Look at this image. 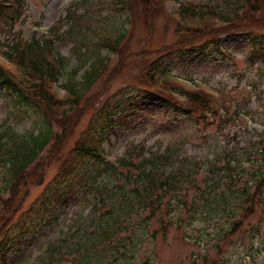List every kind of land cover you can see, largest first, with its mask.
I'll return each mask as SVG.
<instances>
[{
  "label": "rangeland",
  "instance_id": "374dc122",
  "mask_svg": "<svg viewBox=\"0 0 264 264\" xmlns=\"http://www.w3.org/2000/svg\"><path fill=\"white\" fill-rule=\"evenodd\" d=\"M124 1L125 5H121V0H26L24 16L18 23L8 27L0 22V55L4 48L10 51V47L17 44L24 47L35 39L41 42L54 40V56L67 59L60 71V78L58 76L60 86L71 80L79 81L88 69V66L80 69L76 79H72V74L82 62H78L74 56L73 40L62 39L52 30L55 26L66 30L71 19L65 17L70 12L79 23V39H87L88 50H96L101 57H109L110 60L107 70L80 102L81 113L72 122L61 151L55 154L48 145L19 182L13 207L18 209L17 212L12 213L13 209L5 208L3 201L9 198L11 191L1 186L0 230L3 233L15 231L22 214L42 196L49 182L58 174L61 163L82 134L87 132L89 123L97 117L98 111L105 104L113 103L126 94V98L137 96L143 101L124 112L120 123L107 132L100 146L103 156L110 163H117L126 156L128 150H132L133 160L139 161L152 154H164L170 149L173 155L167 165V172L179 167H196L197 172L191 180L182 183L177 194L164 199L171 211L156 212L150 218L147 208L132 216L131 227L143 237L133 247L136 250L134 257L117 261L116 258L113 260L115 256H111L108 261H112L111 264H264V207L244 220L242 226L233 232V224L243 219L241 200L225 206L217 199V193L224 189H241L249 182L253 184L251 190H256L253 172L262 165L264 157L253 156L251 162L240 163L241 167H237L233 173L225 172L228 163H234L233 151L239 152L244 145L258 143L256 140L259 136L264 138V64L258 65L257 62L252 67L243 53L236 51L248 44V39L264 35V24L257 23L252 29H245L243 24L238 23L232 30L235 31L234 36L241 38L219 35L224 47L229 46L230 53L236 52L232 59L223 57L213 49L204 57L175 63L179 55L170 57L168 54L173 49L217 38L206 34H184L177 29L176 10L181 5H202L204 1L164 0L165 12L155 4L152 9L142 10L137 0ZM207 1L220 12L228 7L225 0ZM147 16L151 18L148 20ZM255 16L264 20V6ZM86 25L91 28L84 31ZM120 34H125V39L121 41L119 52L113 53L102 45L106 38L116 39ZM158 59L157 65L154 64ZM167 63L169 81L192 87L188 81L190 79L210 92L220 89L227 99L226 104H212L211 111L203 112L208 115L207 120H204L199 106L192 107L196 110L187 114L170 101L145 100L143 97L146 94L142 91H147L149 84L138 85L136 78L143 72L152 76L159 70L158 65ZM56 90L60 92L59 87ZM5 95L0 91V132L12 130L21 137L35 136L40 129H44L43 124L47 120L43 112L36 109L39 114L33 109H24L25 113L17 114V109L7 100L8 94ZM176 98L183 102L180 97ZM233 99L238 103L235 107L231 103ZM132 102L135 103V100ZM208 113H213L217 119L214 120ZM227 119H230V124L225 126ZM51 123L52 143L54 136L61 133L62 129ZM216 154L220 156L217 175L223 178L232 176V181L223 179L227 181H221L217 191L212 193L209 189H214L213 179L216 177L208 173ZM101 168L96 161H80L78 175L66 178L65 189L76 190L72 199L50 217L52 219L48 224L36 229L32 237L22 243L17 251L9 253L0 264H71L70 259L74 257L72 247L80 245L83 250L85 246L87 248L83 231L74 232L73 229L92 210L94 204L88 206V203L94 201L95 196V191L88 189L84 180L80 181V175L85 173L87 178L95 179L92 183L95 187L104 180L103 185L108 184L109 189H115V185L121 182ZM0 170L2 185L4 170ZM258 198L264 202V187ZM184 200L186 204L182 203ZM94 208L97 221L93 227L88 225L89 231L103 221V213L108 209L99 203ZM146 218H150V222H145ZM94 257L100 258V255L93 253L90 264H101Z\"/></svg>",
  "mask_w": 264,
  "mask_h": 264
},
{
  "label": "trees",
  "instance_id": "16d2710c",
  "mask_svg": "<svg viewBox=\"0 0 264 264\" xmlns=\"http://www.w3.org/2000/svg\"><path fill=\"white\" fill-rule=\"evenodd\" d=\"M137 1L142 10L152 9L153 4L157 5L161 10L160 0ZM225 1L228 3V7L222 9V12L216 10L212 5L201 8H183L186 16L192 18L214 16V19H219L223 24L221 26L205 24L197 29H185L179 26L178 31L184 34H195L198 36L206 34L213 37L217 36V38L205 39L200 44L186 48L173 49V46H171L174 51L169 52V56L179 55V59L174 61L175 63H184L193 58L204 57L213 49L217 53L232 59L233 54L236 52L229 53V46L224 47L221 43L222 39L218 36L227 34L228 38L236 37L234 36L235 31L232 29L238 23L243 24L245 29H252L254 24L257 23L264 24L263 19L255 16L264 6V0ZM121 2V5L126 4L124 0H121ZM25 7L26 0H0V22H4L8 27L14 26L23 18ZM65 18L71 19L68 29L62 30L60 26H55L52 30L62 39L73 40L74 56L78 59V62H82L80 68L72 74V79H76L77 72L80 69L88 66L79 81L71 80L66 85H63V88L68 93L65 101L58 100L49 88V83L59 82L60 71L64 68L67 61L64 57L54 56V40L50 39L41 42L39 39H35L24 47L22 44H17L11 46L10 51L9 49L6 50L5 55L17 65L25 77L16 75L10 67L0 62V91L4 95L8 94L7 100L9 103L12 102L11 106L17 109V114L25 113L24 109H33L39 113L36 110L38 109L44 113L43 115H45L47 120L43 124L44 129H40L35 136L20 137L12 130L0 132V169L4 170L0 189L3 186L5 190L9 189L11 191V196L3 201L7 210H12L14 207V199L17 196L19 182L26 174L28 168L36 162L48 145L51 147V152L55 154L61 151L72 128V122L81 113L80 102L107 70L110 62L109 57H101L96 50L90 52L86 47V38L83 40L79 39V23L74 20L72 12L67 14ZM150 18L151 16H147L148 20ZM74 22L75 24H73ZM86 26L84 31L91 28L89 25ZM236 38L241 37L238 36ZM124 39L125 34H120L116 39L106 38L102 45L108 47L111 52L117 53L121 47V41ZM247 43L236 51H241L247 63L252 65V67L257 62H259L258 65L264 64V35L252 37L247 40ZM52 56H54L56 62L55 60H49V57ZM159 60L154 64L157 65ZM158 66L160 67L158 68L159 70L152 76L143 72L140 77L136 78L138 85L149 84V90L142 91V93L146 94V97L143 98L145 100L152 98L154 102L159 99L164 102L170 101L187 114L196 110L192 107L199 106L202 109L200 110L202 119L207 120L208 115H204L203 112L212 110V104H216L215 99L197 85L188 90L182 86L170 83L168 80L170 77L168 63ZM125 95L113 103L105 104L98 111L97 117L89 123L87 132L82 134L68 157L61 163L58 174L49 182L42 196L22 214L21 219L17 222V227H14L15 231L3 233L0 230V261H5L9 253L17 251L22 243H25L26 240L34 235L36 229L48 224L52 219L50 217L54 216L57 210H60L72 199L76 190L65 189L67 185L66 178L70 175H78V163L86 159L96 161L101 165L103 172L112 173L114 179L121 182L115 185V189H109L108 184L103 185L104 180L99 181L95 187L92 185L95 179L87 178L85 173L80 175V181L84 180L85 185L88 186L87 188L95 191L94 201L89 202L88 206L99 203L103 208L108 207V209L103 213V221L99 222L95 229L89 231L87 228L89 224L90 227H93V224L97 221L94 205L92 210L85 216L84 221L75 226L74 232L83 231L86 236L84 244L87 245V248L85 246V250H83L80 245L72 247L74 257L70 259L71 264H90L91 260L89 259L93 253L100 255V258L94 257V259L98 260L99 263L101 262V264H111L112 261H108L111 256H115L113 260L116 258L117 261H127L130 257H134L136 250L133 247L143 239L131 227L130 220L132 216L139 214L141 209L147 208L150 210V218L154 217L156 212L171 211L167 203H164V199L168 195L177 194L181 190L182 183L194 177L197 172L196 167H179L167 172V165L173 155L170 149L164 154H152L148 158L143 157L139 161L133 160L132 150H128L126 156L116 164L108 162L100 152V146L105 135L107 132L112 131L114 125L120 123L123 113L137 107L138 103L143 101L140 97L131 96L126 98ZM228 96L232 98L229 94ZM176 97L183 99V102ZM133 100H135V103L132 102ZM221 101V105L226 104L227 99L225 100V96L222 97ZM231 103L233 105L234 100H231ZM208 114H211L214 120L217 119L213 113ZM51 122L62 129L61 133L54 136L52 143L53 133L50 125L53 124ZM228 124H230V119L225 120V126ZM256 144L261 143H252L239 152H232L234 163L232 161L228 163L225 173H233L237 167H241L239 166L240 163L244 161L251 162L253 156L257 157L260 155L264 157V147ZM219 159L220 156L216 154L213 159L215 161L210 165V172L208 173L216 177L213 179L214 189H209V192L211 191L212 193L217 191L216 188L221 181H232V176L223 178L221 175H217L216 170ZM37 168L35 167V169ZM253 178L256 187L254 191H252L253 184L249 182L243 185L241 189H224L221 193H217V199H220L225 206L231 202L241 200L240 209L244 211L243 219L233 224V232L239 226H242L244 220L257 213L258 205L263 204L262 199L258 198V194L262 192L264 187V158L262 165L253 172ZM42 179L40 176V180ZM131 185L133 187L129 188ZM182 203L186 204L187 202L184 200ZM162 205H165L164 208L161 207ZM17 210L15 207L12 213L17 212ZM150 218H146L144 221L148 222L149 220L150 222ZM1 219L2 217H0ZM163 230H167V228ZM120 236L121 238L117 240ZM49 252H52V248H50Z\"/></svg>",
  "mask_w": 264,
  "mask_h": 264
},
{
  "label": "bare ground",
  "instance_id": "6f19581e",
  "mask_svg": "<svg viewBox=\"0 0 264 264\" xmlns=\"http://www.w3.org/2000/svg\"><path fill=\"white\" fill-rule=\"evenodd\" d=\"M8 190H9V189H8ZM10 196H11V194H10ZM10 196H9V197H10Z\"/></svg>",
  "mask_w": 264,
  "mask_h": 264
}]
</instances>
